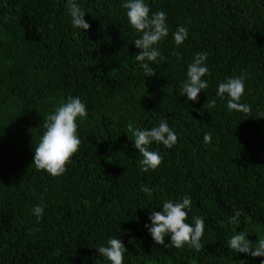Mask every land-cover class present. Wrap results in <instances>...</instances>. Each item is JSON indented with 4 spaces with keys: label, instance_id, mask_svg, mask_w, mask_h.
I'll return each mask as SVG.
<instances>
[{
    "label": "trees",
    "instance_id": "trees-1",
    "mask_svg": "<svg viewBox=\"0 0 264 264\" xmlns=\"http://www.w3.org/2000/svg\"><path fill=\"white\" fill-rule=\"evenodd\" d=\"M66 2L0 0V264H110L96 249L110 238L126 247L123 264H261L264 257L235 253L227 241L240 231L253 244L264 238V0H145L167 14L169 29L154 77L134 59L141 34L122 0H77L88 31L72 27ZM178 26L189 30L179 46ZM200 52L208 53L209 87L194 102L181 84ZM241 73L250 114L217 96L220 82ZM69 95L87 117L77 120L78 152L52 177L36 170L34 149L45 118ZM161 119L178 141L170 150L153 142L163 162L145 173L127 126L150 130ZM185 195L186 222L204 218L200 251L171 247L170 234L157 244L145 227L163 201ZM36 205L44 207L39 222ZM234 210L243 213L238 224Z\"/></svg>",
    "mask_w": 264,
    "mask_h": 264
},
{
    "label": "clouds",
    "instance_id": "clouds-1",
    "mask_svg": "<svg viewBox=\"0 0 264 264\" xmlns=\"http://www.w3.org/2000/svg\"><path fill=\"white\" fill-rule=\"evenodd\" d=\"M66 7L73 28L84 31L91 28V25L84 19L86 12L80 7L77 0H67ZM121 7L126 10L131 27L141 34L134 40L135 47L140 50L134 59L138 67L143 69L146 77H154L156 72L150 65L158 59L161 62L165 60L156 46L169 35L166 23L167 14L161 10L153 13L145 0H122ZM188 35L187 26H178L172 33L177 46L182 45ZM173 55L179 56V53L173 52ZM207 58V52L197 53L188 65L187 79L181 84V95H186L190 101L198 102L199 93L209 87L207 81L203 79L210 74L206 64ZM245 80L246 74L241 73L239 76L229 77L226 81L218 84L217 96L221 100L227 96L229 111L250 114L251 107L240 102L245 91ZM206 104L208 108H215L216 100H208ZM86 117L85 103L80 97L71 95L67 97L66 103H62L53 113L47 115L42 125L44 132L34 149L33 165L36 170L44 171L52 177L61 176L66 172L67 165L71 163L72 157L78 152L81 145V139L77 134V120ZM127 132L131 133L134 147L142 157L140 166L141 171L145 173L150 169L155 170L163 162V157L158 151L150 150L149 146L153 142L170 150L178 141L176 133L169 127L166 119H161L158 125L150 130L135 128L129 123ZM203 139L205 144L211 143V133H206ZM140 190L149 197L153 192L152 188L143 185ZM191 207L192 200L187 195L176 201L171 199L163 201L162 211H152L149 216L151 225H145L153 240L157 244L164 245L165 237L170 234L171 247L179 249L188 246L200 251L203 248L201 240L204 236L205 222L201 216H193V224L186 222ZM234 211L235 215L230 219V223L238 224L239 217L243 213L238 210ZM32 214L37 217V222H39L44 215V207L42 205L34 206ZM227 245L235 253H245L254 258L264 257V238L258 239L253 244L243 231L234 233L227 241ZM96 249L110 264H123L124 254L127 252L126 247L118 238H110L107 240L106 246H99ZM261 264H264V261Z\"/></svg>",
    "mask_w": 264,
    "mask_h": 264
}]
</instances>
